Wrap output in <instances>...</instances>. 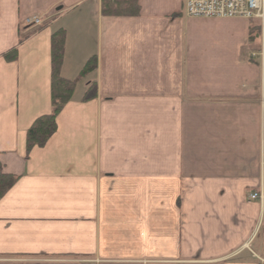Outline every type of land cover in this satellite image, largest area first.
<instances>
[{"label":"crops","instance_id":"obj_1","mask_svg":"<svg viewBox=\"0 0 264 264\" xmlns=\"http://www.w3.org/2000/svg\"><path fill=\"white\" fill-rule=\"evenodd\" d=\"M135 5L0 0V166L19 178L0 199V264H264V24ZM58 30L61 77L94 56L97 70L27 154L53 111Z\"/></svg>","mask_w":264,"mask_h":264},{"label":"trees","instance_id":"obj_2","mask_svg":"<svg viewBox=\"0 0 264 264\" xmlns=\"http://www.w3.org/2000/svg\"><path fill=\"white\" fill-rule=\"evenodd\" d=\"M136 0H102V14L104 16H131L137 15ZM257 31L259 28L252 27ZM259 32V31H258ZM257 32V33H258ZM66 33L58 30L52 36V113L36 120L27 135V154L35 147H43L57 132V116L64 106L73 98L78 81L97 70V58H90L85 64L79 79L67 81L61 77V67L65 56ZM22 41V39H21ZM17 58V50L6 54L8 61ZM93 89V86H91ZM92 91V90H91ZM94 97L89 91L86 99ZM18 177L8 176L1 172L0 166V199L18 181Z\"/></svg>","mask_w":264,"mask_h":264},{"label":"built area","instance_id":"obj_3","mask_svg":"<svg viewBox=\"0 0 264 264\" xmlns=\"http://www.w3.org/2000/svg\"><path fill=\"white\" fill-rule=\"evenodd\" d=\"M186 13L189 17L244 18L264 20V0H186ZM39 25L37 18L27 20ZM259 195L254 194L251 199Z\"/></svg>","mask_w":264,"mask_h":264},{"label":"rangeland","instance_id":"obj_4","mask_svg":"<svg viewBox=\"0 0 264 264\" xmlns=\"http://www.w3.org/2000/svg\"><path fill=\"white\" fill-rule=\"evenodd\" d=\"M259 44H261V41L259 42ZM259 44H257V45H259Z\"/></svg>","mask_w":264,"mask_h":264}]
</instances>
